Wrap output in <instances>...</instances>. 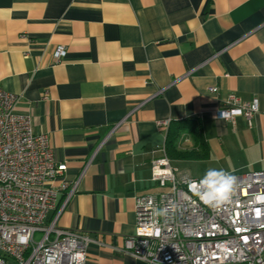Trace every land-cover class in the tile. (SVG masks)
<instances>
[{"label":"crops","instance_id":"1","mask_svg":"<svg viewBox=\"0 0 264 264\" xmlns=\"http://www.w3.org/2000/svg\"><path fill=\"white\" fill-rule=\"evenodd\" d=\"M0 85L68 165L47 221L88 233L85 264H148L118 249L158 146L178 169L264 154V0H0ZM231 95L259 100L252 125L216 116Z\"/></svg>","mask_w":264,"mask_h":264},{"label":"built area","instance_id":"2","mask_svg":"<svg viewBox=\"0 0 264 264\" xmlns=\"http://www.w3.org/2000/svg\"><path fill=\"white\" fill-rule=\"evenodd\" d=\"M66 53L59 46L54 57L59 61ZM19 100L0 85V264H85L88 233L47 221L57 207L53 181L68 165L56 159L48 135L35 131L32 116L16 111ZM257 112L258 99L231 95L216 116L232 122L243 116L252 125ZM171 122L158 125L169 129ZM156 151L152 181L162 190L136 198V231L118 251L148 264H264V170L232 173L237 191L216 212L189 190L200 178L180 172L165 145ZM155 207L167 208L168 215L154 218Z\"/></svg>","mask_w":264,"mask_h":264},{"label":"clouds","instance_id":"3","mask_svg":"<svg viewBox=\"0 0 264 264\" xmlns=\"http://www.w3.org/2000/svg\"><path fill=\"white\" fill-rule=\"evenodd\" d=\"M238 187L237 178L223 169L209 168L197 181L189 184V190L213 211L219 212L225 205L231 203ZM154 218L166 217L167 208L155 207L152 210ZM79 261L82 256L77 255Z\"/></svg>","mask_w":264,"mask_h":264},{"label":"rangeland","instance_id":"4","mask_svg":"<svg viewBox=\"0 0 264 264\" xmlns=\"http://www.w3.org/2000/svg\"><path fill=\"white\" fill-rule=\"evenodd\" d=\"M264 154L261 151H251L246 148H237L226 154L223 158L211 156L205 160L195 161L194 159L188 162L176 163L179 166L180 172L188 174L194 178H201L207 169H223L229 173H248L264 170ZM178 168V167H177ZM160 186L156 190H161ZM41 234H37L40 238Z\"/></svg>","mask_w":264,"mask_h":264}]
</instances>
